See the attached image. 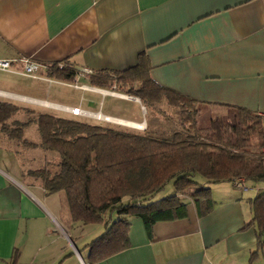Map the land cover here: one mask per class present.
I'll use <instances>...</instances> for the list:
<instances>
[{"label":"crops","instance_id":"1","mask_svg":"<svg viewBox=\"0 0 264 264\" xmlns=\"http://www.w3.org/2000/svg\"><path fill=\"white\" fill-rule=\"evenodd\" d=\"M26 58L38 65L33 76L20 72ZM0 59L12 61L0 69V103L17 109L10 126L19 112L21 121L48 113L153 125L124 86L89 80L144 64L156 84L193 99L207 127L233 107L264 113V0H0ZM64 60L76 69L71 81L47 74V63ZM31 123L22 138L37 146L24 137ZM17 140L0 126V264H264L250 224V198L264 185L255 192L245 181L209 184L221 202L203 214L189 202L184 217L156 221L149 232L130 219L128 244L88 262L86 244L98 235L87 239L103 223L85 235L39 181L9 169L4 152L16 158L25 145Z\"/></svg>","mask_w":264,"mask_h":264},{"label":"trees","instance_id":"2","mask_svg":"<svg viewBox=\"0 0 264 264\" xmlns=\"http://www.w3.org/2000/svg\"><path fill=\"white\" fill-rule=\"evenodd\" d=\"M46 67L47 74L65 80L76 74L66 60ZM89 80L96 86H124L146 109H176L175 126L131 130L48 113H28L24 121L14 120L10 126L8 119L17 109L0 103L3 131L35 146L22 138L24 126L34 121L39 146L58 154L54 171L46 164L27 174L47 193L63 192L72 221L103 223L101 234L86 244L88 262L123 249L132 218H140L149 232L156 221L184 217L189 202L200 214L210 210L209 184L264 182V119L257 113L233 107L230 115L215 116L209 126L201 127L196 102L156 84L144 64L124 72H93ZM196 175L203 180H196ZM170 181L172 194L153 199ZM250 206L256 247L264 250V190L250 198Z\"/></svg>","mask_w":264,"mask_h":264},{"label":"rangeland","instance_id":"3","mask_svg":"<svg viewBox=\"0 0 264 264\" xmlns=\"http://www.w3.org/2000/svg\"><path fill=\"white\" fill-rule=\"evenodd\" d=\"M161 109H165V110L161 111ZM140 112H141V114L143 113L142 109H140ZM19 114H20L19 119L23 120L25 117L23 112H19ZM174 114H176V109H173L170 107L166 108L164 106H161V108L155 106L153 109H150V108L147 109L146 118L148 120V123H151L153 125H162L164 127L171 128V127L175 126ZM202 118L204 120L207 119V117H202ZM199 122L201 124H204L202 122V120L201 121L199 120ZM100 123H102V122H100ZM103 124L111 125V126H115V127L123 128V129H131V130L132 129L142 130L145 128L144 126L136 127V126L123 124V123L116 124V123H107V122L105 123L104 122ZM24 137H28L30 140L37 142V143L40 142V134H39L38 128H37L35 123H31L29 125V128L25 129ZM27 146L28 145L25 144L24 146H20L19 148L16 149L18 151L16 158L11 157L4 152V157H7V158L12 159L14 161L13 164H9L10 162H5L6 166L11 170H15V169L20 170L22 181L25 182L28 180L35 179L31 175L27 174L29 170H34V169L42 167L46 164L48 165V167L50 168L51 171H54L57 168V161H58L59 157H58V154L56 152L47 151V154L45 155L43 149L39 145L34 146V147H29V146L27 147ZM195 179L198 181L203 180V178L200 175H196ZM35 180H37V179H35ZM37 181H39V180H37ZM248 184L251 185V189H253L256 192L257 191L256 185H260V184L264 185V182L248 181ZM260 190H264V189H260ZM172 191H173V185H172V181H170L160 191H158L154 195L153 199H158V198L170 195V194H172ZM49 194L51 195V197H53V199L56 201V203L61 205L62 209H65V211L67 212V215H68V208L66 205V200H65V196H64L63 192L57 191V192H52ZM222 199H223V195L217 194V192L214 191L213 199H212L213 203L214 204L219 203L222 201ZM73 222L75 223V225L77 224L80 226L81 230H83L85 235H87V233L89 231V227L92 226L90 224H83L80 221H73ZM80 228L78 230H80ZM101 232H102V229H100L97 233H95V235H92L91 237H89V239H87V240H90L93 236L99 235ZM82 254H84V252Z\"/></svg>","mask_w":264,"mask_h":264},{"label":"built area","instance_id":"4","mask_svg":"<svg viewBox=\"0 0 264 264\" xmlns=\"http://www.w3.org/2000/svg\"><path fill=\"white\" fill-rule=\"evenodd\" d=\"M10 60L7 59H0V69H4V70H10L12 65H11ZM37 63L32 62L29 59H23L22 63H21V67H20V72L24 75H34L36 69H37ZM69 112H71L74 115H79L81 114V111L79 110V108H70ZM258 115L261 118H264V113H258ZM240 182H242V186H243V181L240 179Z\"/></svg>","mask_w":264,"mask_h":264},{"label":"bare ground","instance_id":"5","mask_svg":"<svg viewBox=\"0 0 264 264\" xmlns=\"http://www.w3.org/2000/svg\"><path fill=\"white\" fill-rule=\"evenodd\" d=\"M107 119H109V118H107ZM115 121L120 122V123H123V124L133 125V126H136V127H142V126H144L143 124H139V123H132V122L120 121V120H115Z\"/></svg>","mask_w":264,"mask_h":264}]
</instances>
